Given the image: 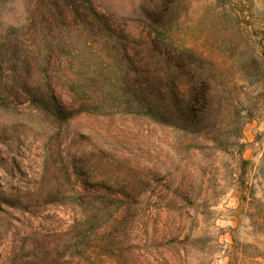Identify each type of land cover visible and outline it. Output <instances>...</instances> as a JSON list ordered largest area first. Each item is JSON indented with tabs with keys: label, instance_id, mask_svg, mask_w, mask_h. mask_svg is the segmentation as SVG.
Returning <instances> with one entry per match:
<instances>
[{
	"label": "rangeland",
	"instance_id": "1",
	"mask_svg": "<svg viewBox=\"0 0 264 264\" xmlns=\"http://www.w3.org/2000/svg\"><path fill=\"white\" fill-rule=\"evenodd\" d=\"M93 1L118 32L145 42L162 30L175 45L215 63L218 98L208 127L183 130L130 112L119 96L122 64L107 54H115L112 45L89 46L82 35L63 49L70 31H56L54 40L26 30L32 0H0V44L42 40L54 61L50 78L66 100V78L85 76L90 67L108 76L106 86L90 89L103 95L106 87L104 113L61 124L25 98L0 103V186H27L43 175L53 180L52 156L62 154L92 197L138 201L132 207L141 216L138 235L180 240L188 264H264V0ZM99 50L105 56L96 61ZM2 237L0 245L7 244L9 235Z\"/></svg>",
	"mask_w": 264,
	"mask_h": 264
},
{
	"label": "trees",
	"instance_id": "2",
	"mask_svg": "<svg viewBox=\"0 0 264 264\" xmlns=\"http://www.w3.org/2000/svg\"><path fill=\"white\" fill-rule=\"evenodd\" d=\"M105 20L93 0H32L26 30L46 31L44 37L54 40L57 37L51 34L56 31H70L71 39L62 47L67 50L74 45L72 39L82 35L89 46L106 41L115 52H107L108 56L122 64L117 73L119 96L130 112L183 130L207 128L218 98L215 63L175 45L162 30L139 42ZM40 41L33 37L31 42L0 44V103L8 106L15 104L9 97L25 98L59 124L83 113H104L108 107L105 72L90 67L85 76L66 78V100L50 78L54 61L44 54ZM101 51L96 52V61L104 59ZM252 62L259 63L257 58ZM33 72L40 74L39 82L27 80ZM12 77H19V82L9 85ZM102 82L103 95H95L91 87ZM60 155L59 159L52 156L53 180L43 175L41 181L27 186H0V223L8 227L0 230V239L9 235L7 244L0 245V264L189 263L180 240L138 235L141 216L132 213L138 201L118 194L107 200L92 197V188L77 184L72 167ZM33 191L42 195L34 197Z\"/></svg>",
	"mask_w": 264,
	"mask_h": 264
}]
</instances>
